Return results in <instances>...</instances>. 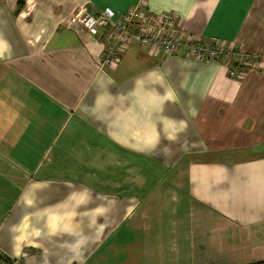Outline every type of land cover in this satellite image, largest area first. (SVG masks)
Listing matches in <instances>:
<instances>
[{
    "label": "crops",
    "instance_id": "obj_1",
    "mask_svg": "<svg viewBox=\"0 0 264 264\" xmlns=\"http://www.w3.org/2000/svg\"><path fill=\"white\" fill-rule=\"evenodd\" d=\"M18 2L0 0V258L264 264V0ZM140 3L259 64L233 78L133 43L102 65L111 37L76 8Z\"/></svg>",
    "mask_w": 264,
    "mask_h": 264
},
{
    "label": "built area",
    "instance_id": "obj_2",
    "mask_svg": "<svg viewBox=\"0 0 264 264\" xmlns=\"http://www.w3.org/2000/svg\"><path fill=\"white\" fill-rule=\"evenodd\" d=\"M71 21L94 37L103 30L109 33L111 44L102 65L116 63L122 50L133 43L149 50L150 53H160L164 56L180 54L204 62L228 58L234 62V69L230 71L233 78H237L243 68H254L259 64L257 57L248 56L232 45L227 46L219 42L203 43L200 37L181 30L176 14L146 13L143 3L130 8L119 18L110 7L92 13L83 4L76 8Z\"/></svg>",
    "mask_w": 264,
    "mask_h": 264
},
{
    "label": "trees",
    "instance_id": "obj_3",
    "mask_svg": "<svg viewBox=\"0 0 264 264\" xmlns=\"http://www.w3.org/2000/svg\"><path fill=\"white\" fill-rule=\"evenodd\" d=\"M25 1L26 0H19V2H18V12H20L21 9L24 7ZM248 68H251V67H246L245 70L248 69ZM243 70H244V68H243ZM0 261H4L5 264H7V262H9V260L7 258H4L3 256H1Z\"/></svg>",
    "mask_w": 264,
    "mask_h": 264
},
{
    "label": "clouds",
    "instance_id": "obj_4",
    "mask_svg": "<svg viewBox=\"0 0 264 264\" xmlns=\"http://www.w3.org/2000/svg\"><path fill=\"white\" fill-rule=\"evenodd\" d=\"M8 45L3 41L0 40V59L4 58V53L7 51Z\"/></svg>",
    "mask_w": 264,
    "mask_h": 264
}]
</instances>
